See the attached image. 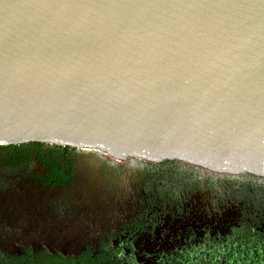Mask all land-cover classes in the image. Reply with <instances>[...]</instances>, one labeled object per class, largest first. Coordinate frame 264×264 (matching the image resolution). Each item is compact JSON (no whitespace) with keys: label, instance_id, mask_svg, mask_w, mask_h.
Masks as SVG:
<instances>
[{"label":"water","instance_id":"95a60500","mask_svg":"<svg viewBox=\"0 0 264 264\" xmlns=\"http://www.w3.org/2000/svg\"><path fill=\"white\" fill-rule=\"evenodd\" d=\"M264 185V0H0V146Z\"/></svg>","mask_w":264,"mask_h":264},{"label":"flooded vegetation","instance_id":"af4514ba","mask_svg":"<svg viewBox=\"0 0 264 264\" xmlns=\"http://www.w3.org/2000/svg\"><path fill=\"white\" fill-rule=\"evenodd\" d=\"M85 158L35 143L0 149V249L101 246L120 264H264V185L125 164L87 192L76 171ZM144 182L163 190L151 191L153 202Z\"/></svg>","mask_w":264,"mask_h":264},{"label":"trees","instance_id":"16d2710c","mask_svg":"<svg viewBox=\"0 0 264 264\" xmlns=\"http://www.w3.org/2000/svg\"><path fill=\"white\" fill-rule=\"evenodd\" d=\"M6 147L0 146V149ZM58 182H61V179H58ZM98 249L86 247L77 254L66 255L42 248L31 250L20 247V252L11 253L0 249V264H120L119 261L111 258L108 250L101 246Z\"/></svg>","mask_w":264,"mask_h":264},{"label":"bare ground","instance_id":"6f19581e","mask_svg":"<svg viewBox=\"0 0 264 264\" xmlns=\"http://www.w3.org/2000/svg\"><path fill=\"white\" fill-rule=\"evenodd\" d=\"M76 171L78 178L81 179V181L85 182L84 185L81 182L82 186L85 187V190L87 192H94L96 191L95 183L99 182L102 178H104L107 173L106 171H109V169H107L104 165H98V162L95 159L88 157L83 159L80 163H77ZM4 181H6L5 186L8 185V187L11 188L17 186L19 191L22 190L21 188H23L24 186L19 182H13L9 178H6ZM15 192L17 193V190Z\"/></svg>","mask_w":264,"mask_h":264},{"label":"rangeland","instance_id":"374dc122","mask_svg":"<svg viewBox=\"0 0 264 264\" xmlns=\"http://www.w3.org/2000/svg\"><path fill=\"white\" fill-rule=\"evenodd\" d=\"M16 166H20V164H18V163H16L15 164ZM33 165V162H30L29 160L28 161H25V167H27V168H33V167H31ZM1 166V165H0ZM1 169V168H0ZM143 188H144V191H145V195L147 194V197H146V199H147V202L149 203V202H153V199H154V193L153 192H151V191H159L158 193H162V191L163 190H160V189H158V188H156L155 190H151L152 188H151V186H150V184H149V182H144V185L142 186ZM171 197V201H173V200H175L177 197H176V195H171L170 196ZM1 248V247H0Z\"/></svg>","mask_w":264,"mask_h":264}]
</instances>
